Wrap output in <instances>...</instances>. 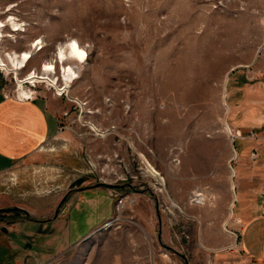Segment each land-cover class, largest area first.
Listing matches in <instances>:
<instances>
[{
    "label": "rangeland",
    "instance_id": "rangeland-1",
    "mask_svg": "<svg viewBox=\"0 0 264 264\" xmlns=\"http://www.w3.org/2000/svg\"><path fill=\"white\" fill-rule=\"evenodd\" d=\"M0 23V91L59 97L65 111L62 133L20 166L25 174L0 176L13 205L35 195L50 208L9 215L6 229L57 218L80 186L112 198L109 218L79 223L88 231L78 239H26L20 264L31 261L30 246L33 264H209L200 213L210 194L230 195L229 91L264 48V0H0ZM71 39L91 51L82 63L64 61L77 75L67 83L57 50ZM26 50L27 67L12 69L8 55ZM45 62L56 71L29 83ZM51 168L61 175L47 178Z\"/></svg>",
    "mask_w": 264,
    "mask_h": 264
},
{
    "label": "crops",
    "instance_id": "crops-1",
    "mask_svg": "<svg viewBox=\"0 0 264 264\" xmlns=\"http://www.w3.org/2000/svg\"><path fill=\"white\" fill-rule=\"evenodd\" d=\"M242 70L236 85L230 88L228 99V118L237 131L233 139L235 153L230 160L234 170L230 195L220 200L210 194L209 202L203 203L205 209L201 210L208 209V213H200L201 243L212 254L209 264H264V48ZM58 98H46L41 94L31 98L17 97L0 91L1 177L24 175L23 171L17 172L20 166L50 140L60 136L65 111L57 108ZM46 171L49 172L47 178L59 176L61 172L57 168ZM41 172L36 170L33 178L39 179ZM7 182H0V209L17 207L22 212L0 214V264L23 263L25 242L30 237L36 242L53 241L55 247L57 239L72 241L88 231L78 229L79 223L90 224L93 228L103 216L108 219L111 212L107 200L112 198L108 191L80 186V191L62 204L57 218L44 219V223L22 218L6 229L7 216L40 214L51 204L45 200L41 202L40 197L34 195L36 202L32 199L27 204L13 205L10 196L4 195L9 192ZM41 224L42 229L37 227ZM47 225L49 232H45ZM28 251L29 264H33L31 246Z\"/></svg>",
    "mask_w": 264,
    "mask_h": 264
},
{
    "label": "bare ground",
    "instance_id": "bare-ground-1",
    "mask_svg": "<svg viewBox=\"0 0 264 264\" xmlns=\"http://www.w3.org/2000/svg\"><path fill=\"white\" fill-rule=\"evenodd\" d=\"M12 20V25H13V30H16L18 31V23L13 21L14 18L11 19ZM16 20V19H15ZM9 21H7L8 23ZM0 40L2 39V37H4L5 35L3 34V29L6 24L5 23H0ZM10 24V23H8ZM11 25V24H10ZM21 29V28H20ZM12 30V29H11ZM80 45V44H79ZM60 46H63V45H60ZM81 47V46H80ZM58 51V50H57ZM65 56L67 57V51L65 52ZM9 57V63L12 67V69H16V70H21L25 67H27V64L28 62H30L31 58H32V51L31 50H26L25 52H22V53H10L8 55ZM57 58L58 59H61L58 55H57ZM88 58V57H87ZM68 58H65V59H61V63H63L64 61H66ZM75 59V58H74ZM76 61H79L77 59H75ZM80 62V61H79ZM44 68H42L41 66V70L40 71H33V72H29L27 75L28 77H26V79H30L31 81L29 83H33L32 80L36 79V78H40V79H45L46 77V74H49L51 72H55L56 71V66L53 62H45L44 64ZM7 67V64L4 63V60L0 58V68L2 69H6ZM63 72H64V78L65 80L68 82H70L71 80H75L77 78V75H76V72L73 70V67L72 66H68L65 64H63ZM33 78V79H32ZM53 81V80H52ZM74 82V81H73ZM55 83V82H53ZM19 88V87H18ZM19 92V90H18ZM21 92V93H20ZM20 92H19V95L20 96H24V97H28L30 96V93L28 95H23V94H26L27 92V89L25 87H21L20 88ZM60 94V93H59ZM228 125V124H227ZM202 194H199L197 193L196 196L198 197H202L201 196Z\"/></svg>",
    "mask_w": 264,
    "mask_h": 264
},
{
    "label": "clouds",
    "instance_id": "clouds-1",
    "mask_svg": "<svg viewBox=\"0 0 264 264\" xmlns=\"http://www.w3.org/2000/svg\"><path fill=\"white\" fill-rule=\"evenodd\" d=\"M67 51V57L65 52ZM91 51V45L85 43L83 47H80L76 39H71L63 46H58L57 55L63 60L65 58H75L81 63L84 62Z\"/></svg>",
    "mask_w": 264,
    "mask_h": 264
},
{
    "label": "built area",
    "instance_id": "built-area-1",
    "mask_svg": "<svg viewBox=\"0 0 264 264\" xmlns=\"http://www.w3.org/2000/svg\"><path fill=\"white\" fill-rule=\"evenodd\" d=\"M24 80H26V79H24ZM17 90H18V88L15 89L16 92H15L14 95L17 96V97H19L20 95L18 94V91ZM33 91L35 93V90H33ZM34 93L30 94V96H28L26 98H31L34 95ZM7 95H13V94L10 91H7ZM232 135H233V139H234L235 134L232 133ZM113 195H114V197L117 198L116 199V204H117V208L120 210L121 207L123 206V204L125 203V201H124L125 198L119 196V194L117 192L115 194H113Z\"/></svg>",
    "mask_w": 264,
    "mask_h": 264
},
{
    "label": "water",
    "instance_id": "water-1",
    "mask_svg": "<svg viewBox=\"0 0 264 264\" xmlns=\"http://www.w3.org/2000/svg\"><path fill=\"white\" fill-rule=\"evenodd\" d=\"M237 67H235V68H233L232 69V71L233 70H235ZM101 184H105V183H101ZM101 184H99V185H101ZM115 186V185H114ZM10 209L9 208H3V209H0V212H7V211H9Z\"/></svg>",
    "mask_w": 264,
    "mask_h": 264
},
{
    "label": "trees",
    "instance_id": "trees-1",
    "mask_svg": "<svg viewBox=\"0 0 264 264\" xmlns=\"http://www.w3.org/2000/svg\"><path fill=\"white\" fill-rule=\"evenodd\" d=\"M9 211H14V212H16V213H20V212H22V210H20V209H18V208H11ZM2 212H0V214H1Z\"/></svg>",
    "mask_w": 264,
    "mask_h": 264
}]
</instances>
